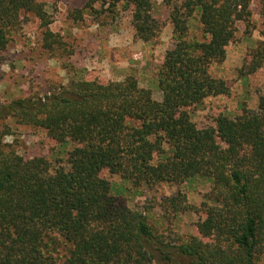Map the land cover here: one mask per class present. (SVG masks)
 <instances>
[{"label":"trees","instance_id":"trees-1","mask_svg":"<svg viewBox=\"0 0 264 264\" xmlns=\"http://www.w3.org/2000/svg\"><path fill=\"white\" fill-rule=\"evenodd\" d=\"M252 2L165 0L175 43L158 73L161 101L130 76L108 84L72 81L44 97L0 103V120L14 118L62 145L74 144L69 168H54L44 157L18 154L4 143L10 131L0 130V264H260L264 114L220 115L217 129H199L191 119V108L206 98L230 94L211 68L226 60L238 23L251 19ZM125 6L133 7V24L145 41L159 36L153 0H126ZM260 6L264 20V0ZM23 13L41 20L47 14L39 0H0V51ZM193 21L201 38L191 32ZM261 33L251 73L264 70ZM45 41L53 48L56 35L47 31ZM104 170L136 188L207 178L212 189L198 229L228 230L229 237L217 244L171 240L144 212L116 200ZM162 207L167 215L189 208L182 194Z\"/></svg>","mask_w":264,"mask_h":264},{"label":"rangeland","instance_id":"rangeland-1","mask_svg":"<svg viewBox=\"0 0 264 264\" xmlns=\"http://www.w3.org/2000/svg\"><path fill=\"white\" fill-rule=\"evenodd\" d=\"M39 1L44 4L46 18L41 20L23 13L20 23L9 33L7 48L0 51L1 104L44 97L72 81L108 84L130 76L141 88L149 90L155 100H162L158 73L167 51L175 43L174 25L165 0H153V15L161 24V32L153 41H145L144 34L135 28L133 7L127 8L126 0ZM260 9V0H253L251 19L238 23L236 40L228 47L226 60L212 66L211 74L227 83L230 94L208 97L200 106L191 108V119L197 128L217 129L220 115L235 118L250 111L264 114V70L250 72L251 51L263 40ZM78 11H82L81 15ZM78 15L81 17L77 18ZM47 31L56 35V44L51 49L44 46ZM191 32L201 38L197 22ZM0 130L10 131L4 143L21 156L44 157L54 168H69L73 143L62 145L44 130L28 127L14 118L0 120ZM218 142L226 144L221 137ZM101 176L111 183L117 201L144 212L151 226L171 240L197 238L217 244L223 237H229L228 230L203 234L198 229V223L205 218L203 205L212 189L211 181L205 177H193L181 184L136 188L108 170ZM180 194L186 196L188 210L168 216L163 203ZM260 264H264V257Z\"/></svg>","mask_w":264,"mask_h":264}]
</instances>
